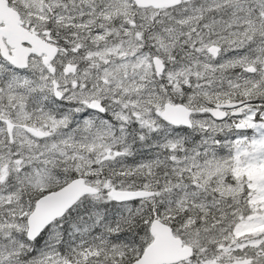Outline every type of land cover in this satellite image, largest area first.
I'll list each match as a JSON object with an SVG mask.
<instances>
[{"label":"snow or ice","instance_id":"snow-or-ice-1","mask_svg":"<svg viewBox=\"0 0 264 264\" xmlns=\"http://www.w3.org/2000/svg\"><path fill=\"white\" fill-rule=\"evenodd\" d=\"M0 264H264V0H0Z\"/></svg>","mask_w":264,"mask_h":264}]
</instances>
